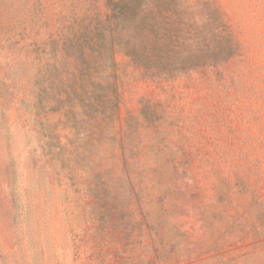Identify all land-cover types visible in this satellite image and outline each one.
Returning <instances> with one entry per match:
<instances>
[{
	"label": "rangeland",
	"instance_id": "374dc122",
	"mask_svg": "<svg viewBox=\"0 0 264 264\" xmlns=\"http://www.w3.org/2000/svg\"><path fill=\"white\" fill-rule=\"evenodd\" d=\"M211 2L188 13L203 69L155 81L118 54V108L76 133L32 115L30 78L60 85L62 37L106 0H0V264H264V0Z\"/></svg>",
	"mask_w": 264,
	"mask_h": 264
},
{
	"label": "trees",
	"instance_id": "16d2710c",
	"mask_svg": "<svg viewBox=\"0 0 264 264\" xmlns=\"http://www.w3.org/2000/svg\"><path fill=\"white\" fill-rule=\"evenodd\" d=\"M200 1L106 0L104 17L85 25L81 36L75 39L62 37L65 52L68 53L69 48L75 52L72 54L73 69L57 72L58 87L48 90L43 84L40 68L33 72L28 109H32L34 116L62 111L64 124L80 133L83 127L108 117L119 106L118 54L127 57L142 69L144 76L155 81L167 82L203 69L206 64L200 58L192 59L188 55L191 48L198 51L202 46L204 49L211 47H206L197 34L194 36L188 32L191 7ZM226 33L230 35V32ZM87 35H90L89 40ZM85 46L89 53L85 52ZM228 49L229 53L223 58H211L209 66H218L228 60L233 54L232 46ZM2 82L8 94L13 96L14 88L6 85L3 79Z\"/></svg>",
	"mask_w": 264,
	"mask_h": 264
}]
</instances>
